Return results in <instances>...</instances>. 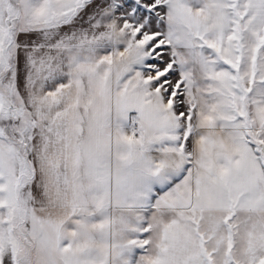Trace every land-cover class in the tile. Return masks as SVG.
<instances>
[{
  "label": "snow or ice",
  "instance_id": "1",
  "mask_svg": "<svg viewBox=\"0 0 264 264\" xmlns=\"http://www.w3.org/2000/svg\"><path fill=\"white\" fill-rule=\"evenodd\" d=\"M0 264H264V0H0Z\"/></svg>",
  "mask_w": 264,
  "mask_h": 264
}]
</instances>
